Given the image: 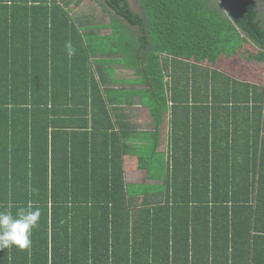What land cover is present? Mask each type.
<instances>
[{
    "label": "trees",
    "instance_id": "1",
    "mask_svg": "<svg viewBox=\"0 0 264 264\" xmlns=\"http://www.w3.org/2000/svg\"><path fill=\"white\" fill-rule=\"evenodd\" d=\"M100 5L0 0V211L41 212L0 264H264V0Z\"/></svg>",
    "mask_w": 264,
    "mask_h": 264
},
{
    "label": "crops",
    "instance_id": "2",
    "mask_svg": "<svg viewBox=\"0 0 264 264\" xmlns=\"http://www.w3.org/2000/svg\"><path fill=\"white\" fill-rule=\"evenodd\" d=\"M90 2H87V0H83L81 1V3H79V0H63V2H68L69 3V10L72 8H75V9H84L86 10V12H83L82 15H80L79 13L77 12H74L72 15L77 19V18H80V17H87V20H91V23L92 25H96L99 24L100 21H102V19L106 20L107 19V23L109 22V16L107 15L106 17V14H104L102 12V6L100 5V1L98 2V0H89ZM83 6V8H82ZM71 12V11H70ZM85 18H83L85 20ZM97 28V27H96ZM109 32H111V29L108 28V27H104V28H101L100 30V33L101 34H109ZM120 67V66H119ZM116 70H115V75H114V78H124V77H127V76H121V74L124 72V71H127L125 70L123 67V72L119 73L117 71V68L118 66L115 67ZM106 80L107 79H110V77H105ZM110 85V84H109ZM172 107V106H171ZM145 109L148 113V115L150 116V120L145 122L143 125H140L139 122L137 121V118L139 117V114L137 113L138 111H136L137 109ZM133 111H134V115L130 112L131 108H126V111L128 112L127 114V117L132 121L133 124H137L138 126H140V130L142 131H155L154 129H152L151 127H154V123H153V117L150 113V110L147 108V107H144V106H141V105H134L133 106ZM118 121V120H117ZM118 128V129H117ZM117 128L115 129L116 133V137L113 138V140L115 141L114 143H118V144H121V147L123 148L124 144H127L129 143L130 138L129 137H125L124 135V132L121 131V129H119V127L117 126ZM156 129V128H155ZM111 131V130H110ZM120 131L122 132V134L120 133ZM112 132V131H111ZM104 143V140L101 139L100 140V144L102 145ZM129 164L125 162L124 166H125V181L126 183H134V184H148V185H156V184H162L161 181H156V180H148L147 177H146V170L145 169H138L136 167H132L130 168V166H128ZM132 165V164H130ZM138 172H143L144 173V176L139 179V180H136V181H133L131 180L132 175H134V173H138ZM160 195L159 194H151L149 197V201H152L154 200L155 198H157L158 196ZM140 200L142 199V196H139Z\"/></svg>",
    "mask_w": 264,
    "mask_h": 264
},
{
    "label": "clouds",
    "instance_id": "3",
    "mask_svg": "<svg viewBox=\"0 0 264 264\" xmlns=\"http://www.w3.org/2000/svg\"><path fill=\"white\" fill-rule=\"evenodd\" d=\"M68 55L74 54L71 42H67ZM36 189L29 186V194ZM12 205H8L11 209ZM41 216L40 209L34 206L32 200H28L26 206L17 208L15 215L12 211H0V249L11 248L13 246L22 251L31 248V233L38 226Z\"/></svg>",
    "mask_w": 264,
    "mask_h": 264
},
{
    "label": "rangeland",
    "instance_id": "4",
    "mask_svg": "<svg viewBox=\"0 0 264 264\" xmlns=\"http://www.w3.org/2000/svg\"><path fill=\"white\" fill-rule=\"evenodd\" d=\"M92 1V0H91ZM97 1V0H96ZM102 2V0H98V2ZM87 2H90L89 0H87ZM131 3H132V6H134V8L135 9H138V0H131ZM82 8H83V6H82ZM70 11H71V13L73 14L74 12H77V13H79L80 15H82V13L83 12H86V10H84V9H82V10H80V9H75V8H71L70 9ZM104 21H107V19L106 20H104ZM117 71L119 72V73H121V72H123V68L122 67H118L117 68ZM121 76H133L132 75V73H131V71H124L122 74H121ZM136 111H138L137 113L139 114V117L137 118V121L139 122V124L140 125H143L145 122H147V121H149L150 120V116L148 115V113H147V111L145 110V109H137ZM152 129H154L155 130V128L154 127H151ZM144 176V173L143 172H138V173H134V175H132V177L133 178H131V180H133V181H136V180H139V179H141L142 177Z\"/></svg>",
    "mask_w": 264,
    "mask_h": 264
}]
</instances>
